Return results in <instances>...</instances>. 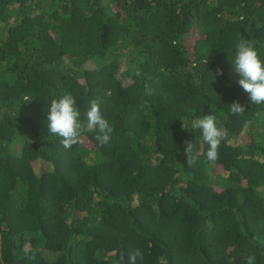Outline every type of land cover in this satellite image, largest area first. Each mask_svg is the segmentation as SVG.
I'll use <instances>...</instances> for the list:
<instances>
[{
  "label": "trees",
  "instance_id": "16d2710c",
  "mask_svg": "<svg viewBox=\"0 0 264 264\" xmlns=\"http://www.w3.org/2000/svg\"><path fill=\"white\" fill-rule=\"evenodd\" d=\"M241 39L264 61V0H0V264H264V104L238 84ZM66 93L70 149L47 129ZM210 114L214 164L192 128Z\"/></svg>",
  "mask_w": 264,
  "mask_h": 264
},
{
  "label": "clouds",
  "instance_id": "9594fccd",
  "mask_svg": "<svg viewBox=\"0 0 264 264\" xmlns=\"http://www.w3.org/2000/svg\"><path fill=\"white\" fill-rule=\"evenodd\" d=\"M234 70L240 76L239 86L248 94L251 103L264 104V61L260 59L251 41L245 39L239 41ZM216 74L222 75L223 73L218 69ZM229 109L233 115H240L245 112V107L239 102H234ZM80 116L81 113L76 107V101L70 93L62 95L59 99H53L47 114L48 134L60 137L65 149L72 148L82 141L83 126ZM85 118L87 129L98 130L99 134L96 136V140L99 145L108 144L112 139L114 129L109 121L104 118L100 110L99 100L90 101ZM192 128L201 130L203 141L208 145L207 160L214 164L219 159L218 150L226 138V130L217 126V118L214 114L196 118L192 121ZM185 145L187 164H195L197 156L193 154V143L185 141ZM137 258L143 259V254L139 249L131 254L130 264H136ZM161 264H166L165 258H161ZM247 264H255V256L249 255Z\"/></svg>",
  "mask_w": 264,
  "mask_h": 264
},
{
  "label": "rangeland",
  "instance_id": "374dc122",
  "mask_svg": "<svg viewBox=\"0 0 264 264\" xmlns=\"http://www.w3.org/2000/svg\"><path fill=\"white\" fill-rule=\"evenodd\" d=\"M190 44H192V42H190Z\"/></svg>",
  "mask_w": 264,
  "mask_h": 264
}]
</instances>
